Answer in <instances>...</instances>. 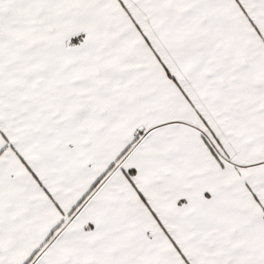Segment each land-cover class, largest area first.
<instances>
[{
    "label": "snow or ice",
    "instance_id": "obj_1",
    "mask_svg": "<svg viewBox=\"0 0 264 264\" xmlns=\"http://www.w3.org/2000/svg\"><path fill=\"white\" fill-rule=\"evenodd\" d=\"M0 264H264V0H0Z\"/></svg>",
    "mask_w": 264,
    "mask_h": 264
}]
</instances>
